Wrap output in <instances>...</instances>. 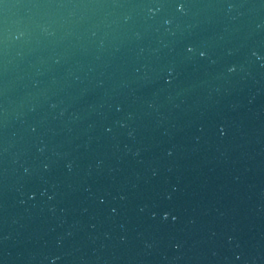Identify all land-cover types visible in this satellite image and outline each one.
Here are the masks:
<instances>
[{"label":"water","instance_id":"obj_1","mask_svg":"<svg viewBox=\"0 0 264 264\" xmlns=\"http://www.w3.org/2000/svg\"><path fill=\"white\" fill-rule=\"evenodd\" d=\"M0 264H264V0H0Z\"/></svg>","mask_w":264,"mask_h":264},{"label":"snow or ice","instance_id":"obj_2","mask_svg":"<svg viewBox=\"0 0 264 264\" xmlns=\"http://www.w3.org/2000/svg\"><path fill=\"white\" fill-rule=\"evenodd\" d=\"M177 2V7L183 9L185 7V0H176ZM202 55H206V52L205 53H202Z\"/></svg>","mask_w":264,"mask_h":264}]
</instances>
